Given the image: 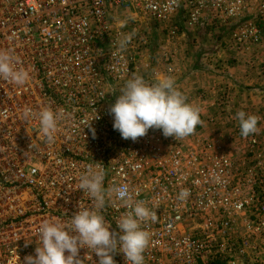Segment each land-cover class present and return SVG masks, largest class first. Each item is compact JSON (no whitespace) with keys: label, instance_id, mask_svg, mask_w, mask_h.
<instances>
[{"label":"built area","instance_id":"built-area-1","mask_svg":"<svg viewBox=\"0 0 264 264\" xmlns=\"http://www.w3.org/2000/svg\"><path fill=\"white\" fill-rule=\"evenodd\" d=\"M214 30L242 49L261 45L264 0H0V52L29 72L22 86L0 78V264L34 256L42 223L68 225L92 208L79 190L89 167L104 171L105 189L127 184L156 212L142 224L150 237L144 264H264V199H252L260 173L199 134L175 139L149 129L123 139L109 114L131 78L155 84V50ZM159 54L169 65L171 53ZM43 109L62 113L51 141ZM239 137L248 149L258 144L253 134ZM183 190L190 195L181 200ZM129 210L113 196L102 214L118 231ZM80 255L81 264H96L89 250ZM114 259L126 264L123 253Z\"/></svg>","mask_w":264,"mask_h":264},{"label":"clouds","instance_id":"clouds-1","mask_svg":"<svg viewBox=\"0 0 264 264\" xmlns=\"http://www.w3.org/2000/svg\"><path fill=\"white\" fill-rule=\"evenodd\" d=\"M130 39L131 36L126 37L121 47ZM18 64L19 60L13 54L0 52V78L17 86L24 85L29 72L18 68ZM109 114L113 118L114 130L123 139L133 141L145 136L149 129H159L165 137L182 139L193 134L197 125L202 123L199 109L186 101L170 77L152 85L145 83L142 77L131 78L110 106ZM61 115L51 109H43L39 114L41 130L50 141ZM236 115L242 136L258 132L257 116L244 111ZM24 116L30 117L31 110L25 109ZM104 179V171L93 167L80 176L79 190L92 200V208L80 209L71 216L68 225L55 221L42 223L38 231L39 246H36L34 256L24 258V264H81L82 249L89 250L96 257V264H116L114 254L117 252L123 253L126 264H144V252L150 237L142 224L155 222L156 212L143 202H136L137 193L127 184L105 189ZM216 180L219 182V177ZM189 195L188 190H183L178 198L184 200ZM113 196L130 209L117 222L118 231L110 227L102 214L106 201Z\"/></svg>","mask_w":264,"mask_h":264},{"label":"crops","instance_id":"crops-1","mask_svg":"<svg viewBox=\"0 0 264 264\" xmlns=\"http://www.w3.org/2000/svg\"><path fill=\"white\" fill-rule=\"evenodd\" d=\"M218 37H220V40L209 42V45H207L206 50L212 51V43L214 42V46L218 45L216 47L215 51V63H218L219 65L227 66L229 70H231L235 75H232L234 80L237 77L238 82L242 84L245 89L244 90H233V91H227L225 90L226 87L222 86V84H219V79L215 78L211 75H204L200 74L201 69L200 66L203 64H206L205 57L201 56L200 60L199 58H195L194 56H191L190 51L195 50L191 48H174L171 50H162L161 52H169L171 53V62L169 65H162V69H155L150 68L149 71L150 74L155 77V80L158 82L160 79L165 77H170L174 80L175 87L182 92V94L188 99L190 97V102L196 98V92H198V88H206L208 96L206 98V101L201 103V105H198V107H206L210 106V108H204L206 111L212 112V113H221L222 110H226L227 113L230 114H237L239 111H244L247 114L252 112L249 107H251V104H254L257 100H260V97L256 95L254 92L257 93L258 90L249 89L248 86L258 84L257 86L261 85L260 87H264V69L261 72V70L257 73V69L248 70V71H241L237 66H240V64L247 62L259 63L262 64L264 67V39H263V45H250L248 48L243 49L242 51H247L246 54L240 53L238 50L239 47L234 43V41L231 40L229 34H227V37L221 36V32L218 31ZM219 39V38H217ZM203 43V39H202ZM205 43V42H204ZM207 44V43H206ZM204 50V48H201ZM185 51V52H184ZM189 52V54L187 53ZM174 54V55H172ZM193 57L194 59H191ZM199 61V63H198ZM197 62V63H194ZM192 67L193 68L192 70ZM155 69V70H153ZM174 73V74H173ZM257 73V74H256ZM236 76V77H235ZM243 79V81H241ZM179 83V86L177 87L176 84ZM188 84V85H187ZM237 84V83H236ZM235 84V85H236ZM189 88V89H187ZM224 88V89H223ZM262 98L264 97V90L262 91ZM228 97L230 99L229 105L223 106L222 108H216L217 101L221 97ZM251 99L253 102L251 103ZM217 100V101H216ZM195 102V101H193ZM194 106V105H193ZM240 109V110H239ZM200 112V111H199ZM218 122H223L219 121ZM225 123V122H223ZM201 124H204L202 121ZM226 124V123H225ZM205 128V127H204ZM234 145H238L239 143L232 142ZM237 149V155L236 158L242 159L244 158V155L248 153V149L246 145H238L235 147ZM254 152V151H253ZM249 155H247L245 158L248 159ZM259 157V163L262 165L260 166V171L262 174H264V144L261 150L258 151L257 156Z\"/></svg>","mask_w":264,"mask_h":264},{"label":"rangeland","instance_id":"rangeland-1","mask_svg":"<svg viewBox=\"0 0 264 264\" xmlns=\"http://www.w3.org/2000/svg\"><path fill=\"white\" fill-rule=\"evenodd\" d=\"M218 31H210V32H205V33H197L196 31L190 32L189 34H185L184 37L182 39H180L179 41H177V43L175 44V47H169V48H191V49H195L190 51L191 56H194L195 58H201V56L207 58L206 60V64H203L202 66H200V71H201V75H211L214 76L215 78L219 79V84H222V86L226 87V93H228V91H239V90H244L245 87L238 83V82H233V81H238L237 77L235 78L236 80H234V78L232 77V75H235L231 70H229V68L227 66H223L222 64L219 65L218 63H215V49L218 45L214 46V42L212 43V51H208L206 50L207 45H209V42H212L214 40L218 41L220 40V37H218ZM223 37H227V34H220ZM219 38V39H217ZM202 39H203V43H202ZM205 42V43H204ZM207 43V44H206ZM201 48H204V50H202ZM240 50H238L240 53L242 54H246L247 51H242V48H239ZM242 49V50H241ZM162 50V49H161ZM161 50H155L153 53V62L154 65L152 64L151 68H155V69H162V63L160 61H157L156 59L159 58V53H161ZM171 50V49H168ZM185 52V51H184ZM189 54V52H187ZM189 54V55H190ZM174 55V54H172ZM145 57V56H144ZM147 58V57H146ZM191 59H194L193 57H191ZM197 63V62H194ZM199 63V61H198ZM250 64H248L247 62H244L242 64H240V66H237V68H239V70L241 71H248V70H253V69H257L256 72L258 73L260 70L261 72L263 71L264 67L263 65L259 64V63H254L252 64L251 62H249ZM195 67H192V70ZM153 69V70H155ZM256 73V74H257ZM174 74V73H173ZM232 74V75H230ZM243 81V79L241 80ZM155 83H157V81L155 80ZM176 83V82H175ZM236 84V85H235ZM188 85V84H187ZM258 84L255 85H250L248 86L249 89H253V90H258L257 93L254 92L256 95H258L260 97V100L258 101L256 98V101L254 104H251V107H249L248 109H250L252 112L249 113V115H255L259 118L258 120V132L254 133L253 135L256 136V138L258 139V144L255 148L253 149H248L247 147V141L245 139H242L241 137H239V133H240V124H239V120L237 118L236 114H230L227 113L226 110H222L221 113H212L209 111H206V109L204 108H210V106H206V107H198L196 103H198V105H201V103H203L204 101H206V98L208 96L206 90V88H198V92H196V98L194 100H192V102H190V97L188 99H186V101L188 103H190L193 107H196L199 109L200 111V119L201 121L204 122V124H199L196 127L195 132L192 135L187 136V138H196L199 134V137H208V138H213V139H219L218 142H220L221 144H223V146L226 147V150L228 153H230L232 155V157L235 158V160L239 163L245 162L247 165H249V168H251L252 170H255V172L260 173V175L262 176V180L263 183L260 187V189H258L257 193L253 196V200L257 201V200H262L264 199V174L261 173L260 171V166H262L259 163V157L257 156V153L259 150H261V148L263 147L264 144V97L262 98V94H263V90L264 87H260L261 85L257 86ZM176 86H179V83L176 84ZM189 89V88H187ZM224 89V88H223ZM182 93V92H181ZM206 96V98H205ZM195 101V102H193ZM217 101V100H216ZM230 102V99L226 96V97H221L219 99V101H217V105L216 108H222L223 106H228ZM253 102V100L251 99V103ZM240 110V109H239ZM219 121H223V122H218ZM205 127V128H204ZM203 135V136H202ZM232 142H237L239 143L238 145H246L247 149H248V153L246 155H244V158L242 159H238L236 158L237 155V149L235 148L238 145H234ZM254 151V152H253ZM247 155H249L248 159L245 158ZM264 172V171H263ZM263 240V241H261ZM261 240H258V243H261V255L264 258V238H262Z\"/></svg>","mask_w":264,"mask_h":264}]
</instances>
